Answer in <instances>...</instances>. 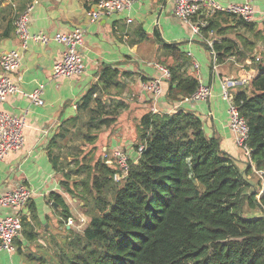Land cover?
<instances>
[{"label": "trees", "instance_id": "obj_1", "mask_svg": "<svg viewBox=\"0 0 264 264\" xmlns=\"http://www.w3.org/2000/svg\"><path fill=\"white\" fill-rule=\"evenodd\" d=\"M220 16L224 20L231 17ZM207 23L200 27L203 34H225L214 20ZM236 25L256 40L264 39L256 25L243 20ZM238 38L243 48L239 40L225 37L215 42L212 50L217 64L237 57L246 60V69L257 72L233 94L250 128L247 170L243 172L222 150L219 139L206 135L197 115L182 109L142 117L134 156L124 150L130 156L131 169L120 183L114 181L115 173L121 172L119 166L107 163L109 152L92 168L78 161L81 145L74 147L79 153H65L64 142L78 137L84 145H92L98 134L112 127L127 110L126 103L110 97V89L124 91L120 78L128 73L106 65L98 83L78 105L77 117L68 120L50 144L54 168L66 170L62 172L65 191L85 202L89 218L83 233L67 230L70 236L66 252L57 255L59 264H264V218L248 215H264V194L260 198L258 193L249 194L247 179L254 168L263 173L260 184L264 187V62L256 63L252 57L256 41ZM163 49L164 55L174 60L168 66L172 79L166 97L170 103L186 101L200 86L199 78L188 74L190 58L180 47L164 45ZM141 145L145 150L139 157ZM55 149L59 153L55 154ZM72 164L74 169L68 170ZM73 177L79 179L70 187ZM50 199L65 221L73 217L63 196L52 194Z\"/></svg>", "mask_w": 264, "mask_h": 264}, {"label": "crops", "instance_id": "obj_2", "mask_svg": "<svg viewBox=\"0 0 264 264\" xmlns=\"http://www.w3.org/2000/svg\"><path fill=\"white\" fill-rule=\"evenodd\" d=\"M98 1L0 0V57L5 51L19 48L14 24L19 14L28 5H33L30 28L32 33L44 32L55 35L75 28L84 31L81 54L86 66L84 74L80 77L53 79V67L62 59L63 45L55 42L46 46L30 43L23 53L20 69L22 93L8 97L1 109L26 118V145L22 151L12 153L0 162V196L14 191L21 185L31 188L34 195L24 211L25 226L23 235L15 242L16 252L8 253L0 250V264H27V262L48 264L45 258L40 257L39 251L30 252L32 248H38L35 243L58 257V249H61V245L56 238L66 240L70 236L67 230L80 232L82 227L83 229L87 227V215L83 210L78 211V200L67 194L62 184L64 181L62 172L66 170L57 171L54 168L50 157V144L61 127L68 120L77 117L78 105L92 86L98 83L99 74L106 65L118 69L121 74L128 73L127 76L120 78L125 84L124 91L118 93L116 89H110L112 94L110 97L126 103L127 110L120 115L112 127L98 134L99 137L106 133L109 138L107 141L109 146H102L101 149L103 154L110 153L109 160L112 159L115 151L122 149L134 156L132 149L138 143L139 122L144 115L152 112L154 106L151 94L144 90L143 85L161 76L155 64L168 68L174 63L171 57L164 55V45H177L190 58L188 74L198 77L201 84L210 86L212 96L207 101L186 100L170 103L166 97L169 88L166 82L163 84L164 94L156 105L157 111L172 113L182 109L194 113L203 121L206 135L219 139L222 150L238 162L243 172L247 170L248 162H251L237 147L235 137L229 128L228 105L222 98V82L229 80L237 82V85L231 88V93L235 94L249 82H247L249 75L251 73L256 75L257 72L255 68L246 69V60L241 62L237 57L230 58L224 64H217L212 47L215 42H221L225 37L236 41L239 40L238 37L252 39L256 41L252 57H255L258 63L259 60L264 62V39L256 40L252 34L246 33L240 25H236L242 20L241 18L226 12L212 13L210 6L194 19L193 24L199 26L200 23L208 24V20H214L218 30H226L225 34L217 35L214 31L208 34H203L201 31L194 33L190 25L183 23L174 15V0H140L130 11L93 21L88 13L95 8ZM209 1L224 9L235 4H244V0ZM251 4L255 12V20L252 24L256 25L257 30L262 31L264 36V0H252ZM220 13L230 15V20H224ZM231 26L235 27L234 30L229 28ZM6 33L10 34L8 38L3 37ZM239 44L242 47L241 40ZM195 64L199 65L198 73L195 71ZM40 86L44 87L45 105L43 106L33 104L25 96ZM110 144H113V148ZM95 147L97 148L96 145ZM54 152L59 153L57 149ZM105 157L103 155V158ZM247 179L251 183L249 194H264L258 171L253 168ZM52 194L63 196L72 213L76 211L78 214L80 224H76L74 229L66 227L61 209L56 208L50 199ZM84 205L82 201L80 206ZM11 213L9 209H0V219ZM51 213L55 214L59 223L58 236L51 235V227L46 225L49 223ZM254 215L259 214H251L253 217ZM82 219L84 222H81ZM44 225L46 227L42 235L40 230ZM45 236L52 240V246L46 244V241L40 244Z\"/></svg>", "mask_w": 264, "mask_h": 264}, {"label": "built area", "instance_id": "obj_3", "mask_svg": "<svg viewBox=\"0 0 264 264\" xmlns=\"http://www.w3.org/2000/svg\"><path fill=\"white\" fill-rule=\"evenodd\" d=\"M138 1L140 0H99L95 8L89 11L88 15L93 21H96L106 16L130 11ZM251 3L252 0H244V4H235L224 9L209 0H174V15L183 23L190 25L194 33H199L201 31L200 27L206 26L207 24L200 23L197 26L193 24V21L206 7H212V13L216 11L226 12L241 18L248 24H252L255 20V12ZM32 12L33 5H28L15 21L14 32L19 40V48L5 51L0 57V162L10 154L22 151L26 145V118L3 111L1 106L8 97L22 93L20 69L23 53L28 49L29 44L36 43L46 46L55 42L64 46L62 59L56 62L53 67V79L77 78L83 75L86 69L81 54V48L84 44V31L81 28H75L72 31L60 32L55 35H49L44 32L32 33L30 29ZM213 56L216 61L215 52ZM155 67L161 72V76L143 85L144 90L151 94V99L154 101L153 113L158 112L156 105L159 98L164 94L163 84L166 82L169 83L172 79V73L167 67L161 64H155ZM194 68L198 73L199 65L195 64ZM254 76L251 73L247 82ZM236 85L237 82L235 81H223L222 98L228 105L229 128L235 137L236 145L251 161V150L248 146L250 128L247 120L241 115L239 105L233 100V93H231V88ZM43 95L44 87L40 86L31 94L25 96L33 104L43 106L45 105ZM211 96V87L200 84L197 91L188 101H207ZM144 150L145 146L141 145L138 149L139 157ZM107 163L111 165L115 164L120 168L121 172H117L114 175V181L116 183L126 180L131 169L130 156L127 152L124 150L115 151L112 159L108 160ZM258 173L262 178L263 173ZM33 195L34 192L31 188L21 185L14 191L0 196V209H9L12 211L11 214L0 219V250L8 253L16 252L15 241L22 236L24 229V211L30 204ZM81 222H84V220L82 219ZM75 226V219L71 217L66 220V227L68 229H73Z\"/></svg>", "mask_w": 264, "mask_h": 264}, {"label": "rangeland", "instance_id": "obj_4", "mask_svg": "<svg viewBox=\"0 0 264 264\" xmlns=\"http://www.w3.org/2000/svg\"><path fill=\"white\" fill-rule=\"evenodd\" d=\"M221 20H222V18H221ZM224 21V20H223ZM242 87V86H241ZM241 87H239V88H241ZM234 90V89H233ZM140 123V122H139ZM103 131V130H102ZM122 134H124V131H123V133ZM99 139V140H98ZM109 140V138H107V136H106V133L105 134H101V135H99V137L97 138V140H96V143H93L92 145H90V144H83L82 143V141L77 137V139H74L73 140V142H72V140L71 141H69L68 143H66V142H64L63 143V145H64V152L65 153H72V152H74L73 154H75V153H79L81 150L83 151L82 152V154H81V156H80V158H79V162L81 163V164H84L85 166L86 165H88V164H91L90 166H91V168L93 167V165H94V163L98 160V159H101L102 157H103V152H102V146L104 147V146H106V147H108L109 146V144L107 143V141ZM97 141H98V143H97ZM79 145H81V147H80V151H78V149L77 150H74V147H77V146H79ZM95 145L97 146V148L95 147ZM110 146H111V148H113V144L111 145L110 144ZM84 157V158H83ZM67 158H68V161L69 162H71V161H73V157L72 156H67ZM108 158H110V155H109V157ZM105 159V158H104ZM73 163H75V162H73ZM74 164H72V166H70V167H68L67 169L68 170H71V169H74V166H73ZM67 170V171H68ZM65 173V172H64ZM86 176H84V178H85ZM79 179V177H73L70 181H69V185H70V187H72L73 186V183L75 182V181H77ZM74 191H77L76 190V188L74 189ZM77 193H78V191H77ZM260 194H258V197L260 198ZM77 200H78V203H77V209H78V211H80V210H83V213H87L88 212V208L84 205L83 207H81L80 206V203L83 201L82 199H80L79 197L77 198ZM84 202V201H83ZM85 203V202H84ZM74 213H73V219H75V222H76V224H80V218L78 217V214L76 213V211H73ZM247 213V211L246 210H244V213ZM252 213H248V215L250 216ZM258 214H260V213H258ZM84 218V217H83ZM84 219H86V218H84ZM86 225H88V223H89V218L88 219H86ZM46 225H48V226H50L51 228H50V231H51V235H54V236H58V234H59V223H58V221H57V219L55 218V214H53V213H51V215H50V219H49V223H47ZM46 225H44V226H41V234L42 235H44V227H46ZM74 229V228H73ZM75 231V230H74ZM80 232H78L77 231V233H83V231H84V229H83V227L81 228V230H79ZM22 235H23V232H22ZM40 237H42V236H40ZM44 239H41V241H40V244L41 243H43L44 241H46V244H49L50 246H52L53 245V243L51 242L52 240L51 239H49V238H46V236L45 237H43ZM57 239V241L60 243V245H61V249H58V251L59 252H61V251H63V253H65L66 252V240H62V239H59V238H56ZM16 242V241H15ZM36 247H38V248H32L31 249V253H34L35 251L36 252H40V257H42V258H45L46 260H47V262H48V264H59V260H58V257H55L54 255H52L49 251H47L45 248H41V245H39V244H34ZM39 254H36V256H38ZM27 264H31V262H27ZM32 264H36V263H32Z\"/></svg>", "mask_w": 264, "mask_h": 264}, {"label": "water", "instance_id": "obj_5", "mask_svg": "<svg viewBox=\"0 0 264 264\" xmlns=\"http://www.w3.org/2000/svg\"><path fill=\"white\" fill-rule=\"evenodd\" d=\"M55 205V207L57 208L58 207V205L57 204H54ZM257 218H264V215H258V216H256Z\"/></svg>", "mask_w": 264, "mask_h": 264}]
</instances>
